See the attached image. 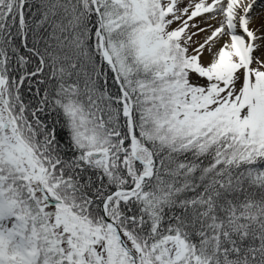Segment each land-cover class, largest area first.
I'll return each mask as SVG.
<instances>
[{"label":"snow or ice","instance_id":"1","mask_svg":"<svg viewBox=\"0 0 264 264\" xmlns=\"http://www.w3.org/2000/svg\"><path fill=\"white\" fill-rule=\"evenodd\" d=\"M0 264H264V0H0Z\"/></svg>","mask_w":264,"mask_h":264}]
</instances>
